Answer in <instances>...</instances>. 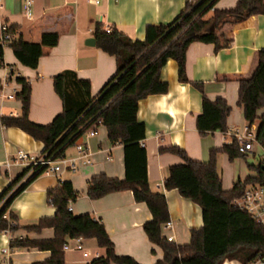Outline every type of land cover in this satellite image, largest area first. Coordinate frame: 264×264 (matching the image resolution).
Masks as SVG:
<instances>
[{
	"label": "crops",
	"instance_id": "obj_1",
	"mask_svg": "<svg viewBox=\"0 0 264 264\" xmlns=\"http://www.w3.org/2000/svg\"><path fill=\"white\" fill-rule=\"evenodd\" d=\"M191 0H32L31 14L27 16L23 5L25 0H2L1 13L6 21L17 27L23 40L39 43L44 33L58 34L55 47H43L36 69L22 66L14 57L10 47L3 50L0 62V80L11 65L15 72L30 82L31 100L29 119L38 125H46L58 115L63 107L60 97L53 90V78L64 70L75 71L80 78L90 83L92 96H96L107 81L115 75L116 58L104 53L96 45L87 46L86 40L93 37L95 23L115 28L132 40H143L147 25L170 24ZM237 0H218L214 9L233 8ZM234 42L229 48L214 50L213 44L192 43L186 52V77L184 83L178 79L177 63L168 60L161 69V79L167 83L165 94L148 96L138 102L137 121L145 126L141 145L147 154L148 186L154 193L165 196L171 229L162 230L164 237L171 236L172 243L187 244L190 230L203 225L201 207L186 199L177 190H168L164 181L169 177L171 166L182 163L178 154L167 151L170 147H179L188 157L207 163L210 150L231 143L233 137L227 132H212L200 135L196 126V117L202 111V94L192 85L201 84L204 95L210 100L223 98L231 110L227 116V131L243 132L245 129L255 134L258 122L249 125L243 118L238 106L239 86L235 81L217 80L222 73L246 71L256 49H264V15H258L253 27L239 28L233 33ZM13 84L19 86L15 81ZM20 102L14 98L0 99V117H19ZM264 115V108L257 111ZM83 144L88 157L77 162V170H61L58 175L43 173L18 194L5 214L14 213L20 227L13 231L0 232V264L6 259L10 264H31L45 261L49 251L33 248H10V241L21 239H48L54 235L52 228L41 232H27L22 227L35 224L40 218L53 216L55 207L47 202V191L61 181H69L77 192L70 202L74 216L90 214L93 219L103 222L105 231L113 242L114 252L119 256H131L139 264H154L162 260L163 252L151 243L144 234L143 225L152 220L145 203H137L131 190L112 192L99 199L90 200L87 196L88 182L98 174L124 179V155L120 144H113L107 138L103 125L96 128L93 135L82 134L76 144ZM75 144V145H76ZM44 144L33 139L16 126L6 127L0 124V193L19 173L27 168L19 164L6 167V161L13 159L21 150L32 156L42 155ZM74 146L65 150L62 156L77 157ZM89 159V163L84 160ZM264 162V149L256 141L253 148L244 157L229 161L228 156H217V168L223 190H229L237 181H243L255 173L249 168ZM30 176V175H29ZM28 176V177H29ZM24 177L21 182L28 179ZM264 187V185H263ZM1 206V203H0ZM84 250L64 251L65 264H89L96 256H103L104 249L98 247L96 240L83 239ZM7 250L3 253V250ZM115 264V263H113ZM222 264H241L235 260H226Z\"/></svg>",
	"mask_w": 264,
	"mask_h": 264
},
{
	"label": "trees",
	"instance_id": "obj_2",
	"mask_svg": "<svg viewBox=\"0 0 264 264\" xmlns=\"http://www.w3.org/2000/svg\"><path fill=\"white\" fill-rule=\"evenodd\" d=\"M218 0H191L186 8L170 24L147 25L143 40H132L115 28L106 32L103 24L95 23L93 38L96 47L116 58L115 75L92 96L88 80L80 78L74 71H61L53 78V90L60 97L62 111L46 125H38L29 119L31 86L27 78L16 82L20 91L16 99L20 102L19 117H0V124L16 126L33 139L44 144L42 156L59 159L69 147L75 146L78 138L97 126L103 125L107 138L123 147L124 179L95 175L87 184L90 200L99 199L112 192L131 190L137 203H145L152 220L143 225V231L151 243L163 252L162 260L154 264H222L235 260L241 264L260 261L264 264V227L258 224L245 210L234 206L233 200L240 198L252 184L264 185V162L249 168L255 173L243 181H237L229 190H223L217 168V156L226 154L229 161L244 157L239 153L235 138L220 148L211 149L209 160L203 163L190 159L179 147L166 150L178 154L183 162L169 168V177L164 181L168 190H177L180 196L201 207L203 225L190 230L187 244L175 245L161 235L162 225L169 221L165 196L154 193L148 186L147 154L141 145L145 126L137 121L138 102L148 96L165 94L167 83L161 79V69L168 60L177 63L178 79L188 82L186 77V52L194 42L213 44L214 50L233 45V33L239 28L253 27L258 15H264V0H237L233 8L214 9ZM12 29H17L11 26ZM213 27V29H212ZM58 34L44 33L39 43H31L19 35L9 46L22 66L36 69L43 47H55ZM246 71L222 73L217 80L238 83V106L243 118L251 126L258 122L255 141L264 149V115L257 111L264 108V49H256ZM3 49L0 47V62ZM202 94V111L196 117L200 135L227 131V116L230 106L223 98L210 100L204 95L201 84L192 83ZM30 166L23 169L0 193V232L17 230L20 225L14 213L3 216L13 199L20 194L43 169L34 168L24 182ZM77 192L69 181H61L47 191V202L55 207L53 216L40 218L35 224L22 227L25 231L41 232L52 228L54 235L48 239H21L10 241V248H33L49 251L45 261L31 264H65L63 245L68 239H94L104 255L89 264H139L131 256H119L114 252L113 242L108 237L102 221L90 214L74 216L69 210L70 202Z\"/></svg>",
	"mask_w": 264,
	"mask_h": 264
},
{
	"label": "built area",
	"instance_id": "obj_3",
	"mask_svg": "<svg viewBox=\"0 0 264 264\" xmlns=\"http://www.w3.org/2000/svg\"><path fill=\"white\" fill-rule=\"evenodd\" d=\"M94 3H99L102 0H91ZM32 0H25L23 8L28 17H30L31 10L30 6ZM2 0H0V47L4 50L8 48L14 39L19 36L18 29H12V25L6 21L2 15ZM111 28L106 27L105 31L110 32ZM21 77L17 72L14 71L11 65L6 67V73L2 80H0V99L1 100H10L16 98V95L20 91V86L13 84V81ZM96 130L88 131V135H93ZM228 134H231L233 138L236 139L238 144L239 153L247 154L253 148V142L255 141V134L251 133L249 130L245 129L243 132H231L226 131ZM77 151V157H65L62 156L59 159L47 158L44 156H32L29 153L24 151H17L15 157L10 161L5 162V166L9 167L11 164H19L21 166H30V169L27 172L26 177L31 175L34 168L43 169V173H51L53 175H58L61 170H68L70 172H75L77 170V162L81 158H87L86 148L83 144L77 143L75 146ZM90 160H84V163H89ZM234 206L239 209L245 210L258 224H262L264 227V187L261 184H252L249 185L242 196L233 200ZM69 210L71 208L69 207ZM4 218H8L6 215ZM172 223L170 221L162 225V230L171 229ZM8 232V231H7ZM82 237L68 239L63 245V250L74 249L78 252L81 251V254L84 258H89L88 252L84 250ZM166 239L171 242L172 237L168 236ZM3 253H6L7 250H3ZM97 257V256H96ZM2 264H10L9 260L6 259ZM251 264H260V261H256Z\"/></svg>",
	"mask_w": 264,
	"mask_h": 264
},
{
	"label": "water",
	"instance_id": "obj_4",
	"mask_svg": "<svg viewBox=\"0 0 264 264\" xmlns=\"http://www.w3.org/2000/svg\"><path fill=\"white\" fill-rule=\"evenodd\" d=\"M212 29H213V27H212ZM87 46H94V45H96V41L94 40V38L93 37H90V39H87L86 40V43H85Z\"/></svg>",
	"mask_w": 264,
	"mask_h": 264
}]
</instances>
